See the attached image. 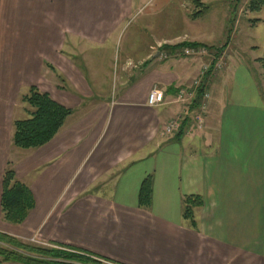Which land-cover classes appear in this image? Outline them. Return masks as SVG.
<instances>
[{"label": "crops", "instance_id": "1", "mask_svg": "<svg viewBox=\"0 0 264 264\" xmlns=\"http://www.w3.org/2000/svg\"><path fill=\"white\" fill-rule=\"evenodd\" d=\"M209 1L0 0V197L11 166L34 199L22 224L0 211L1 233L114 264H264V103L230 44L186 30ZM182 43L222 48L203 111L176 98L206 62L173 58ZM31 87L72 112L25 150L13 122L28 118ZM154 87L164 101L151 108ZM172 119L179 128L165 135ZM186 196L203 201L194 227L181 216Z\"/></svg>", "mask_w": 264, "mask_h": 264}, {"label": "trees", "instance_id": "2", "mask_svg": "<svg viewBox=\"0 0 264 264\" xmlns=\"http://www.w3.org/2000/svg\"><path fill=\"white\" fill-rule=\"evenodd\" d=\"M249 11H261L264 0H249ZM195 17V14L193 15ZM186 46H200L193 43H182L176 48ZM212 49V48H211ZM222 48H217L220 51ZM264 78V53L258 59ZM28 107V118L13 122L12 144L19 149H34L47 144L62 128L71 110L56 103L47 93L31 87L26 96L22 97ZM2 192L0 197V211L2 220L12 225L22 224L29 212L34 208V199L27 186L18 181L11 166L4 171L2 177ZM152 198L151 178L142 182L138 192V206L149 208ZM203 201L199 196H186L182 199V213L184 220L195 226L194 210L201 207ZM0 264H114L106 259H99L85 253L75 252L62 245L53 247L39 246L21 242L17 238L0 233Z\"/></svg>", "mask_w": 264, "mask_h": 264}, {"label": "rangeland", "instance_id": "3", "mask_svg": "<svg viewBox=\"0 0 264 264\" xmlns=\"http://www.w3.org/2000/svg\"><path fill=\"white\" fill-rule=\"evenodd\" d=\"M244 1H209L204 17L200 19L199 23H193L192 27L187 26L186 30L196 31V29H199L200 32L205 30L207 36L211 39L210 43H223L225 46L230 44L234 62L248 69L250 76L253 77L257 85L258 91L262 95L264 103V78L262 68L258 62V58L262 57L264 53V7L261 11L252 12L247 9ZM228 9L232 12L235 11V13H227L228 16L224 17L223 13L228 11ZM189 19L190 22L196 20L188 17ZM223 24L226 27L224 35L220 33ZM18 240L49 248L54 246L39 244L36 239H31L30 241ZM0 247H6V245L0 243ZM73 250L81 253L78 250Z\"/></svg>", "mask_w": 264, "mask_h": 264}, {"label": "built area", "instance_id": "4", "mask_svg": "<svg viewBox=\"0 0 264 264\" xmlns=\"http://www.w3.org/2000/svg\"><path fill=\"white\" fill-rule=\"evenodd\" d=\"M173 58H200L205 59L198 73V76L189 86L181 88L176 95L177 101L192 105L195 102L200 105V109L203 111L205 103L209 99V81L213 73L221 70L223 67V54L222 51L217 49H211L202 46H186L180 49H175L172 53ZM162 59L168 57L167 53L162 54ZM164 101L163 92L154 87L150 90L147 96V106L151 108L162 105ZM179 128V120H170L163 128L165 135H172Z\"/></svg>", "mask_w": 264, "mask_h": 264}]
</instances>
